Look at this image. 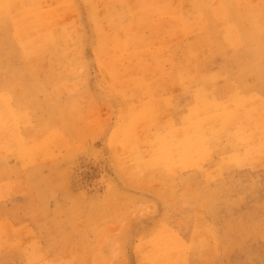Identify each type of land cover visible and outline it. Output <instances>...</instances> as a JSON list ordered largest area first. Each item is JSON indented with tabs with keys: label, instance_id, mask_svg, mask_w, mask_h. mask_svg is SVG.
Returning a JSON list of instances; mask_svg holds the SVG:
<instances>
[{
	"label": "rangeland",
	"instance_id": "rangeland-1",
	"mask_svg": "<svg viewBox=\"0 0 264 264\" xmlns=\"http://www.w3.org/2000/svg\"><path fill=\"white\" fill-rule=\"evenodd\" d=\"M37 2L0 0V264H264V0Z\"/></svg>",
	"mask_w": 264,
	"mask_h": 264
},
{
	"label": "bare ground",
	"instance_id": "bare-ground-1",
	"mask_svg": "<svg viewBox=\"0 0 264 264\" xmlns=\"http://www.w3.org/2000/svg\"><path fill=\"white\" fill-rule=\"evenodd\" d=\"M15 1V0H14ZM32 1V3H33V6H32V9H34V7L36 6V7H38V2H37V0H31ZM22 2V1H21ZM14 6H16V5H14ZM6 7V6H5ZM12 7H13V5H12ZM1 8H3V7H1ZM55 11V10H54ZM5 13H6V11H5ZM24 13H26V12H24ZM37 13H39V12H37V11H29V13L28 14H31V15H29L28 17H27V23H26V26L28 27L27 28V38L29 37V34H30V30L33 28V27H36V28H38L39 30H40V27H45L46 25H47V23L51 26L52 24L50 23V21H49V19H50V16H49V14H47L48 16V18L49 19H47L46 17H45V15H43V12H42V14H37ZM50 13H52V12H50ZM164 13H166L165 12V10H164ZM45 14V13H44ZM16 16V15H15ZM174 17V16H173ZM55 18V17H54ZM53 18V19H54ZM26 19V18H25ZM61 19V18H60ZM167 19V18H166ZM165 19V20H166ZM169 19V18H168ZM55 20H57V19H55ZM172 21H175V20H173V19H171ZM177 20V19H176ZM48 21V22H47ZM53 21V20H52ZM51 21V22H52ZM166 21H168V20H166ZM170 21V20H169ZM171 22V21H170ZM145 23V22H144ZM172 23V22H171ZM171 23L169 24V25H171ZM179 23V22H178ZM141 24H143V23H141ZM173 24V23H172ZM176 24H177V22H176ZM176 24H174L175 26H176ZM145 25V24H144ZM144 25H142V26H144ZM147 25V24H146ZM149 25V24H148ZM168 25V26H169ZM181 25V24H180ZM180 25H178L177 24V26L176 27H178L179 28V26ZM183 25V24H182ZM141 26V27H142ZM146 27V26H145ZM147 27H149V26H147ZM184 27V26H183ZM151 28V27H150ZM177 28V29H178ZM46 29V28H45ZM128 29V28H127ZM131 29V28H130ZM142 29V28H141ZM145 29V28H144ZM143 29V30H144ZM184 29V28H183ZM182 29V30H183ZM22 30V29H21ZM38 30V31H39ZM43 30V29H42ZM140 30V29H139ZM181 30V29H180ZM187 30H188V28H187ZM126 31V30H125ZM141 31V30H140ZM140 31H138V32H140ZM152 31V30H151ZM177 31H179V30H175V32H177ZM187 32H189V30L187 31ZM33 33L35 34V32L33 31ZM127 33H128V31H127ZM151 33V32H150ZM182 33V32H181ZM183 33H185V32H183ZM159 34H161V33H159ZM188 34V33H187ZM36 35V34H35ZM157 35H158V32H157ZM167 35H169V34H167ZM184 35V34H183ZM153 36H154V34H153ZM152 36V37H153ZM186 36V35H185ZM23 37V36H22ZM25 37V38H26ZM43 35H38L37 37H34L33 39H32V41H31V43H30V46H28V47H30V51L32 52V53H34V52H38V51H40V49L42 48V46H43ZM159 37V36H158ZM148 38H149V35H148ZM157 38V37H156ZM160 38V37H159ZM123 45V44H122ZM32 46H33V48H32ZM27 51H28V49H27ZM130 52V51H129ZM120 54H123V52L122 53H120ZM126 54H129V56H130V53H126ZM126 58V57H125ZM131 58V56L129 57V59ZM121 59V58H120ZM119 59V60H120ZM123 59V58H122ZM128 59V58H127ZM121 61H124V60H121ZM133 61V60H132ZM117 62L119 63V61L117 60ZM122 63V62H121ZM114 64V63H113ZM123 64V63H122ZM108 65H111L110 63H108ZM112 66H114V65H112ZM116 66V65H115ZM136 66V65H135ZM106 68H107V65H106ZM135 70V69H134ZM129 72V71H128ZM118 73H119V71H118ZM117 73V74H118ZM119 76H120V74H119ZM123 77H124V75H123ZM119 78V77H118ZM117 78V79H118ZM115 85V84H114ZM117 86V85H116ZM121 88V87H120ZM259 96V95H258ZM257 98V97H256ZM200 101L202 100V99H199ZM259 100H260V98H259ZM262 102V101H261ZM2 104V103H1ZM260 105V104H259ZM228 106V105H227ZM1 107V106H0ZM258 107V106H257ZM203 108H205L206 110L209 108V106L207 105V104H203ZM235 108V107H234ZM259 108H260V106H259ZM259 108H257V109H259ZM262 108H264V106H262ZM235 110V109H234ZM228 111H230V110H228ZM133 112V111H132ZM220 112V111H219ZM0 113H3L4 115H8V111H7V109L5 108V106H3V108L0 110ZM20 113V112H19ZM257 113V112H256ZM10 114V113H9ZM134 114V113H133ZM143 113H142V115L141 114H138L137 115V113L136 114H134L133 116H132V118H130V122H131V125H128L127 126V128H125L124 130H123V132H122V135H123V141H129V142H134L135 140H134V138L132 137V132H131V130H132V128H133V126L135 125V123L136 122H141L144 118H143ZM146 115V114H145ZM193 115H194V112H193ZM208 115V114H207ZM206 115V116H207ZM253 115H255V113L253 114ZM200 116V114L199 113H197V114H195L194 116H193V118H192V120L190 121V123H191V126H190V130L189 131H187L185 134H184V140L183 139H181V138H179V142H178V145L174 148V150L175 151H179L181 154H182V156L184 157V159H185V161L187 162V163H192V161H194V160H196V159H194L193 160V157H195L194 155L195 154H197V153H200L202 150H203V144H202V142H201V140H199L197 137H196V131L193 129L192 130V128H194V127H197L201 122H202V119L199 117ZM222 116V115H221ZM227 116H229V114L227 113ZM231 116V115H230ZM224 117V116H223ZM223 117H220V116H218V118H220V120L223 118ZM143 118V119H142ZM206 118V117H205ZM215 119V118H214ZM216 119H217V115H216ZM144 120H146V119H144ZM220 120H217V121H220ZM209 121V120H208ZM216 121V122H217ZM222 121H224V120H222ZM188 122V121H187ZM214 122V121H213ZM212 122V123H213ZM207 123V122H206ZM209 125L211 124V123H208ZM218 124H219V122H218ZM126 125H127V122H126ZM126 125H124V126H126ZM201 125H203V126H205L204 124H202L201 123ZM215 125H217V123H215ZM210 127H212V128H215L216 126H210ZM5 128V127H4ZM11 128H12V126H11ZM179 128V127H178ZM16 129V128H15ZM10 130L11 129H9V131L8 132H10ZM177 130V129H176ZM210 130V129H209ZM121 131H122V129H121ZM180 131H183V128H182V130H180ZM184 131H185V129H184ZM7 132V133H8ZM170 132V131H169ZM168 132V133H169ZM174 132H176V131H174ZM207 132H208V130H207ZM2 133V132H1ZM172 133V132H171ZM209 133V132H208ZM215 133V132H214ZM220 133H222V132H219V135H220ZM12 134H13V131H12ZM120 134V133H119ZM174 133H172L171 135H170V133L168 134L170 137H174V136H172ZM180 134L181 133H177V135H179L180 136ZM183 134V133H182ZM223 134V133H222ZM222 134H221V136H222ZM167 135V137H169ZM177 135L175 134V136L177 137ZM217 135H218V133H217ZM219 137V136H217V137H219V139L221 138L222 139V137ZM229 136V135H228ZM58 138H59V136H57ZM165 137V136H164ZM176 137H175V139H176ZM181 137V136H180ZM182 137H183V135H182ZM216 137V136H215ZM214 137V138H215ZM232 137V136H231ZM117 138V137H116ZM203 138V137H202ZM212 138V137H211ZM210 138V140L212 141V139ZM213 138V139H214ZM232 138H234V136L232 137ZM60 139V138H59ZM114 139V138H113ZM225 139H226V137H225ZM235 139V138H234ZM8 140V139H7ZM56 140V139H55ZM115 140V139H114ZM164 140V139H163ZM58 141L60 142V140H57V141H54L55 143L57 142L58 143ZM159 141V140H158ZM208 141V140H207ZM206 141V142H207ZM217 141H219V140H216L215 142H217ZM221 141V140H220ZM239 141V140H238ZM253 141H255V140H253ZM253 141H252V143H253ZM50 142H52V140L50 141ZM240 142V141H239ZM6 143H7V141H6ZM5 143V144H6ZM8 143H10L9 141H8ZM115 143V142H114ZM231 143H232V141H231ZM230 143V144H231ZM241 143V142H240ZM244 143V142H243ZM4 144V143H3ZM13 144V143H12ZM213 144V143H212ZM238 144V143H237ZM236 144V145H237ZM242 144V143H241ZM8 145V144H7ZM7 145H5V146H7ZM15 145V144H14ZM13 145V146H14ZM234 145H235V143H234ZM4 147V145L1 147V148H3ZM9 147V146H8ZM47 147H52V145L50 146V145H48ZM1 150V149H0ZM157 150H158V154L162 157V161H164L166 164H168V165H172L173 163H174V154H173V147H171V145H170V143L168 142V141H164V142H162L161 144H160V146L157 148ZM211 151V150H210ZM178 152V153H179ZM34 153V152H33ZM177 153V154H178ZM176 154V155H177ZM211 158V157H210ZM206 159H208V158H206ZM205 159V161H207ZM244 159V158H243ZM161 161V162H162ZM186 162H184V163H186ZM184 163H183V165H184ZM201 163V162H200ZM162 164V163H161ZM186 165V164H185ZM192 165V164H191ZM193 165H194V163H193ZM195 166V165H194ZM192 167V166H191ZM194 168V167H193ZM205 218V217H204ZM201 219V218H200ZM204 219H202L201 221H203ZM200 222V221H199ZM205 222H207V220L205 221ZM201 223V222H200ZM205 224V223H204ZM202 225V224H201ZM157 234H158V232H157ZM162 234V233H161ZM167 234V233H166ZM215 234V233H214ZM160 235V234H159ZM168 236V235H167ZM173 236H174V234H173ZM172 236V237H173ZM158 237V236H157ZM176 237V236H175ZM165 238V237H164ZM169 239V238H168ZM173 239V238H172ZM171 239V240H172ZM176 239V238H175ZM163 240V239H162ZM165 240V239H164ZM177 240V239H176ZM210 240H212V239H210ZM169 242H170V240H168ZM171 242H173V241H171ZM164 243V242H163ZM168 243V242H167ZM173 243H175V242H173ZM180 243V242H179ZM156 244H158V243H156ZM176 244H177V242H176ZM181 244V243H180ZM164 245H165V243H164ZM170 246H171V244H169ZM175 245V244H174ZM179 246V245H178ZM182 246H183V244H182ZM216 246V245H215ZM172 247V246H171ZM174 247H176L175 249H177V246H174ZM214 247V246H213ZM213 247H212V249H213ZM163 247H161V249H162ZM164 248H165V246H164ZM163 248V253H164V249ZM179 248V247H178ZM182 248V247H181ZM157 250V249H156ZM214 250V249H213ZM216 251H217V249H216ZM35 252H36V250H35ZM154 252H156V251H154ZM170 252V251H169ZM157 253V252H156ZM155 255H157V254H155ZM163 254H161L160 255V257L162 256ZM164 255H165V253H164ZM158 257V256H157ZM164 257V256H163ZM162 257V258H163ZM161 258V259H162ZM154 259V258H153ZM156 259V258H155ZM155 261H157V259L155 260Z\"/></svg>",
	"mask_w": 264,
	"mask_h": 264
}]
</instances>
